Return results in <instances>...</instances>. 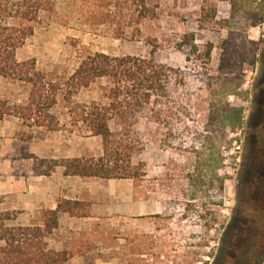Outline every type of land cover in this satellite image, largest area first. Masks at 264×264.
Segmentation results:
<instances>
[{"label":"rangeland","instance_id":"obj_1","mask_svg":"<svg viewBox=\"0 0 264 264\" xmlns=\"http://www.w3.org/2000/svg\"><path fill=\"white\" fill-rule=\"evenodd\" d=\"M43 1L48 11L18 51L20 62L34 59L39 71L60 78L70 77L87 53L152 55L176 71L167 125L148 127L142 120L136 128L142 151L133 163L145 167L139 181H128L146 216L105 220L95 244L98 264H211L252 165L251 148L264 144L263 125L256 128L252 119L264 90V0H147L151 12L143 21L136 0ZM26 97L24 86L0 77V102L20 106ZM93 101H100L98 86L61 101L50 112L53 124L33 138L17 118L0 122V212L17 213L16 224L40 223L45 211L30 216L22 208L23 179L38 176L32 156L47 169L69 151L102 153L101 138L90 139L72 124L74 111ZM92 181L106 202L109 181ZM260 232L253 264H264V227Z\"/></svg>","mask_w":264,"mask_h":264},{"label":"trees","instance_id":"obj_2","mask_svg":"<svg viewBox=\"0 0 264 264\" xmlns=\"http://www.w3.org/2000/svg\"><path fill=\"white\" fill-rule=\"evenodd\" d=\"M136 1L143 21L151 12L148 1ZM45 5L43 0H0V77L27 89L26 100L20 106L10 107L0 102V122L8 117L17 118L33 138L38 129L53 124L50 112L61 101L68 102L79 92L98 86L100 101L79 106L74 111L72 124L89 138H101L100 156L53 160L47 169L45 161L32 156L35 174L49 177L57 168H62L66 177L105 182L139 181L145 164L133 163L142 151L136 128L142 120L148 127L156 123L167 125L166 107L176 71L158 63L152 55L142 58L87 53L70 77L60 78L39 71L34 59L20 62L18 51L35 35L43 12L48 11ZM194 49L197 52L198 48ZM212 51L213 47L209 46L207 60L211 59ZM236 112L237 121L242 124L243 112ZM228 114L234 117V110ZM134 198L137 200L136 193ZM80 211L79 202L61 200L57 210L43 211L40 223L27 226L16 224L17 213L0 212V264H69L73 254L50 249L48 238L58 229L63 214L86 217Z\"/></svg>","mask_w":264,"mask_h":264},{"label":"crops","instance_id":"obj_3","mask_svg":"<svg viewBox=\"0 0 264 264\" xmlns=\"http://www.w3.org/2000/svg\"><path fill=\"white\" fill-rule=\"evenodd\" d=\"M84 155L83 153L71 154L69 151L62 158H82ZM53 158L61 159L57 155H54ZM96 185H99V182L66 177L62 168H58L49 177L32 175L23 179L22 208L30 216H35L37 213L40 215L43 210H57L61 200L81 204L80 212L86 217L76 218L69 214H63L59 218L58 229L48 238L50 249L73 254L69 264H98L102 262L101 249L95 244H100L102 239L99 237L100 231L105 220L129 221L146 216L140 211L143 202L134 198V187L128 180H111L104 185L103 191L107 194L106 202L96 193ZM14 189L15 186L9 188L8 191L14 193ZM88 243H93V246ZM96 251L98 254H92ZM90 255L93 259L88 261Z\"/></svg>","mask_w":264,"mask_h":264},{"label":"flooded vegetation","instance_id":"obj_4","mask_svg":"<svg viewBox=\"0 0 264 264\" xmlns=\"http://www.w3.org/2000/svg\"><path fill=\"white\" fill-rule=\"evenodd\" d=\"M252 117L254 126L263 125L264 129V90ZM249 158L252 165L238 186L231 218L222 230L211 264H253V243L259 245L260 228L264 227V144L253 145Z\"/></svg>","mask_w":264,"mask_h":264}]
</instances>
